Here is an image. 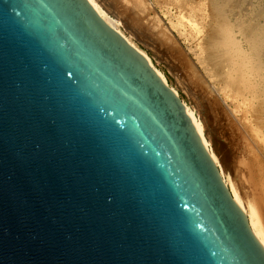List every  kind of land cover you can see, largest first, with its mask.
Segmentation results:
<instances>
[{
  "label": "water",
  "instance_id": "water-1",
  "mask_svg": "<svg viewBox=\"0 0 264 264\" xmlns=\"http://www.w3.org/2000/svg\"><path fill=\"white\" fill-rule=\"evenodd\" d=\"M0 264H264L182 98L89 0H0Z\"/></svg>",
  "mask_w": 264,
  "mask_h": 264
},
{
  "label": "bare ground",
  "instance_id": "bare-ground-1",
  "mask_svg": "<svg viewBox=\"0 0 264 264\" xmlns=\"http://www.w3.org/2000/svg\"><path fill=\"white\" fill-rule=\"evenodd\" d=\"M89 1L113 28L125 36L119 26L105 15L94 0ZM115 1L123 9L132 11L134 19L152 21L153 28L166 47L169 57L177 66H179L178 56L186 61L188 72L185 71L184 75L188 78L192 89L210 101L213 110H218L220 104L227 105L228 99L236 100L238 102L236 111L229 113L234 121H238L236 114L245 108V116L252 121L253 133L264 150V26L258 21L261 12L253 8L252 17L247 19L244 8L248 0H166L179 9L180 21L197 34L201 51L200 66L203 67L206 73L204 74L188 54L181 51L174 39L172 29L165 25L159 14L158 6L164 0ZM125 38L144 53L152 67L167 82L166 77L155 68L145 52L129 38L126 36ZM180 64L182 65V62ZM185 106L197 132L218 163L235 200L247 213L252 230L264 245V192L260 194L259 187L256 189L252 185H240L242 182L239 175L246 171L237 168L239 159L245 164L247 161L250 162L252 145L241 141L243 137L235 135L234 128L223 122L227 120L225 112H217L221 138L218 143L219 157H217L207 140L206 125L188 105ZM226 170L234 173L239 184L226 178ZM259 194V198L253 197ZM243 197L247 198V201Z\"/></svg>",
  "mask_w": 264,
  "mask_h": 264
},
{
  "label": "rangeland",
  "instance_id": "rangeland-1",
  "mask_svg": "<svg viewBox=\"0 0 264 264\" xmlns=\"http://www.w3.org/2000/svg\"><path fill=\"white\" fill-rule=\"evenodd\" d=\"M94 1L105 15L119 26L124 35L145 52L153 62L155 68L166 77L168 84L180 95L184 104L188 105L195 112V115L206 125L207 140L217 157H219L218 143L221 141L218 129L220 119L217 112H225L227 120L223 122L228 123V125L234 128L235 135L243 137L241 141L252 145L250 162L248 163L247 161L245 164L242 159L237 161V168L246 171L242 175H239V179L242 182L240 185H252L256 189L259 187L258 192L262 194L264 192V150H262L260 143L257 142L253 133L252 121L248 120L245 116L244 112H246V109L242 108V111L236 114L238 121H234L229 113L236 111L238 106L236 100L228 99L226 101L227 105L223 106L220 104L217 107L218 110H213L210 101L206 97L197 94L189 84L188 78L184 75L185 71L188 72L185 64L186 61L182 60L181 56L180 58L178 56V61H181L182 65L180 64L181 62H178L179 66H177L169 57L166 47L163 46L162 41L153 28L152 21L149 19H134L132 11L123 9L115 0ZM253 8L261 12L258 21L264 26V0L247 1L244 8L246 9L247 19L252 17ZM157 10L162 16L165 25L172 29L174 39L181 51L188 54L190 59L206 74L203 67L200 66L201 51L199 49L198 36L190 27L180 21L179 9L164 0ZM247 165L253 169H249ZM252 173L254 174L252 175ZM225 175L228 180L232 179L233 182L239 184V180L233 172L231 173V171L226 170ZM252 193H254V190ZM260 194L253 197L259 198ZM243 198L247 201V198Z\"/></svg>",
  "mask_w": 264,
  "mask_h": 264
}]
</instances>
